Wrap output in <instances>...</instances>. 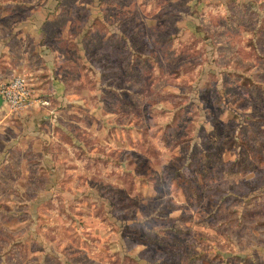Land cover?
I'll return each instance as SVG.
<instances>
[{
  "label": "rangeland",
  "instance_id": "1",
  "mask_svg": "<svg viewBox=\"0 0 264 264\" xmlns=\"http://www.w3.org/2000/svg\"><path fill=\"white\" fill-rule=\"evenodd\" d=\"M0 50L49 102L0 106V264H264V0H0Z\"/></svg>",
  "mask_w": 264,
  "mask_h": 264
},
{
  "label": "built area",
  "instance_id": "2",
  "mask_svg": "<svg viewBox=\"0 0 264 264\" xmlns=\"http://www.w3.org/2000/svg\"><path fill=\"white\" fill-rule=\"evenodd\" d=\"M3 106L9 112H21L33 106L49 107V102L34 97L33 85L25 77L18 76L0 85Z\"/></svg>",
  "mask_w": 264,
  "mask_h": 264
},
{
  "label": "crops",
  "instance_id": "3",
  "mask_svg": "<svg viewBox=\"0 0 264 264\" xmlns=\"http://www.w3.org/2000/svg\"><path fill=\"white\" fill-rule=\"evenodd\" d=\"M1 50H2V52H3V51H4V52H5V51L7 52V51H8V48H6V46H3V47L1 48ZM1 50H0V51H1ZM7 53H8V52H7ZM0 57H1V55H0ZM5 58H6V57H5Z\"/></svg>",
  "mask_w": 264,
  "mask_h": 264
},
{
  "label": "water",
  "instance_id": "4",
  "mask_svg": "<svg viewBox=\"0 0 264 264\" xmlns=\"http://www.w3.org/2000/svg\"><path fill=\"white\" fill-rule=\"evenodd\" d=\"M2 105V99H1V97H0V106Z\"/></svg>",
  "mask_w": 264,
  "mask_h": 264
}]
</instances>
